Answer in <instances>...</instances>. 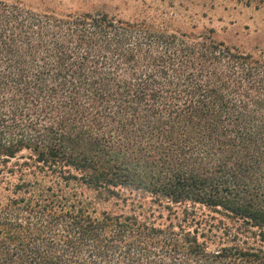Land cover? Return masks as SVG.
<instances>
[{"label": "trees", "instance_id": "16d2710c", "mask_svg": "<svg viewBox=\"0 0 264 264\" xmlns=\"http://www.w3.org/2000/svg\"><path fill=\"white\" fill-rule=\"evenodd\" d=\"M40 1L0 0V264H264V48Z\"/></svg>", "mask_w": 264, "mask_h": 264}, {"label": "rangeland", "instance_id": "374dc122", "mask_svg": "<svg viewBox=\"0 0 264 264\" xmlns=\"http://www.w3.org/2000/svg\"><path fill=\"white\" fill-rule=\"evenodd\" d=\"M35 5L40 0H24ZM64 8H103L131 17L144 9L171 18L182 30L213 28L219 39L243 50L264 48V9H255L231 0H54Z\"/></svg>", "mask_w": 264, "mask_h": 264}]
</instances>
